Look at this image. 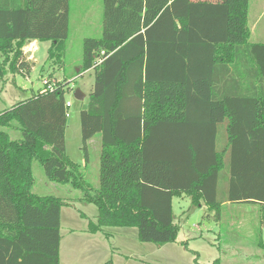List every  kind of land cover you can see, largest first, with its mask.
I'll list each match as a JSON object with an SVG mask.
<instances>
[{
  "label": "trees",
  "instance_id": "trees-1",
  "mask_svg": "<svg viewBox=\"0 0 264 264\" xmlns=\"http://www.w3.org/2000/svg\"><path fill=\"white\" fill-rule=\"evenodd\" d=\"M71 1L0 0V83L30 74L22 49L34 41L61 63ZM97 1L101 35L83 41L73 77L93 73L79 121L86 164L100 135L98 187L65 154L67 79L0 112V264H60V209L71 205L32 192V162L96 207L89 234L134 228L140 243H174L181 196L216 220L224 204L258 205L264 227V43L249 41L248 0Z\"/></svg>",
  "mask_w": 264,
  "mask_h": 264
},
{
  "label": "rangeland",
  "instance_id": "rangeland-1",
  "mask_svg": "<svg viewBox=\"0 0 264 264\" xmlns=\"http://www.w3.org/2000/svg\"><path fill=\"white\" fill-rule=\"evenodd\" d=\"M252 4L259 10L260 22L264 26V3L261 0H253ZM102 9V3L97 0L71 1L68 38L64 44L61 63L47 61V50L51 45L49 42H38L37 49L32 47V44H27L23 46L22 51L26 61L32 63L30 74L16 75L7 72L4 81L0 83L2 112L42 90L44 81L50 85L64 79L70 82L71 90L66 95L70 107L64 135L65 154L70 161L81 167L84 179L92 189H96L99 183L100 135L96 134L87 143L89 161L86 164L81 150L79 111L87 107L88 95L93 85V73L87 71L82 76H73L81 64L83 41L87 38H100ZM238 12L234 10L232 18L238 15ZM246 22L245 20L244 27L248 32L249 41L254 42L250 39L252 36ZM260 29L259 26L257 34L261 32ZM75 90L85 96L82 102L75 101ZM9 135L12 139L17 136L12 131ZM32 173L35 178L33 193L58 197L71 205L60 209L61 264L68 263L67 259L72 257H77L78 262L75 264H81L87 257L81 252L86 249L91 257L99 256L100 260L104 250L107 254L106 261L112 258L114 264L125 263L122 255L128 257L127 264H214L216 261L215 264H264V252L256 247L258 238L264 242V227H260L258 223V205L224 204L220 209V217L216 220L214 212H210L205 206L193 205L186 196L175 197L171 207L174 223L179 226L176 240L174 243L158 247L152 243L138 242L134 228H103L95 236H87L83 230H87L89 222L96 224V207L83 201L80 190L47 180L37 162H32ZM88 239V244H81L82 240ZM73 243L78 247L71 245ZM76 247L77 256H73L72 249L76 250Z\"/></svg>",
  "mask_w": 264,
  "mask_h": 264
},
{
  "label": "crops",
  "instance_id": "crops-1",
  "mask_svg": "<svg viewBox=\"0 0 264 264\" xmlns=\"http://www.w3.org/2000/svg\"><path fill=\"white\" fill-rule=\"evenodd\" d=\"M261 1H262V3H264V0H261ZM252 2H253V0H248L247 12H246V21H247L246 22L247 23L246 26H247V29L249 30L250 36H252V37H250V39L252 38L254 40V43H264V26H262L261 25V22H260L261 19H260L259 13H258L259 10H256L257 7H254L253 4H252ZM262 7H264V4H263ZM259 26L261 28L260 29L261 32L257 34V28ZM37 43H38L37 41H34V42H31L30 44H32V47L35 46V48L37 49ZM230 90L231 91L234 90L236 92L237 91V83L235 84L234 89H233V86H232V87H230ZM83 233L84 234H87V236H89V235L95 236V234H89L86 229L83 230ZM60 243H61V237H60ZM77 243L80 244L79 243V240H77ZM84 243L88 244L89 243V239L88 240H82V243L81 244L83 245ZM60 245L61 244H59V250H60ZM71 245H75V246L78 247V245L77 244H74V243L71 244ZM77 247H76V250L75 249H72V254H74L73 256H75V255L77 256V250H78ZM87 250L88 249H86L85 251L81 252V253H84L87 256L86 258H84L82 260L81 264H83L84 262L86 264L87 263L88 264L99 263V262L102 263V264H104L106 262V259H107V256L106 255L107 254H105V251L104 250H103V252H101V253H103L102 254L103 255V258L101 260L98 258L99 256L97 258L91 257L90 254H89V252H87ZM122 257L125 260L124 261L125 262L124 264H127L128 257L127 256H124V255H122ZM111 259H108V260H111ZM67 261H68V263H66V264H75V263L78 262L77 257H72V259H67ZM59 262H60V259H59Z\"/></svg>",
  "mask_w": 264,
  "mask_h": 264
},
{
  "label": "water",
  "instance_id": "water-1",
  "mask_svg": "<svg viewBox=\"0 0 264 264\" xmlns=\"http://www.w3.org/2000/svg\"><path fill=\"white\" fill-rule=\"evenodd\" d=\"M73 97L76 102H82L85 99V96L79 90L74 91Z\"/></svg>",
  "mask_w": 264,
  "mask_h": 264
},
{
  "label": "built area",
  "instance_id": "built-area-1",
  "mask_svg": "<svg viewBox=\"0 0 264 264\" xmlns=\"http://www.w3.org/2000/svg\"><path fill=\"white\" fill-rule=\"evenodd\" d=\"M44 85H47L48 88H51V86H49V83H48V82L46 83V82L44 81ZM66 107H67V108L70 107V103H69L68 101L66 102ZM67 117H68V114H67Z\"/></svg>",
  "mask_w": 264,
  "mask_h": 264
}]
</instances>
